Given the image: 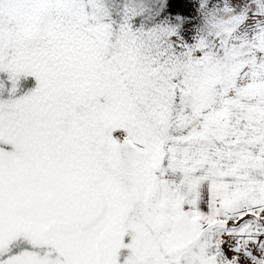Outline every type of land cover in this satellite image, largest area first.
Returning a JSON list of instances; mask_svg holds the SVG:
<instances>
[{
	"label": "snow or ice",
	"instance_id": "obj_1",
	"mask_svg": "<svg viewBox=\"0 0 264 264\" xmlns=\"http://www.w3.org/2000/svg\"><path fill=\"white\" fill-rule=\"evenodd\" d=\"M0 264H264V0H0Z\"/></svg>",
	"mask_w": 264,
	"mask_h": 264
}]
</instances>
